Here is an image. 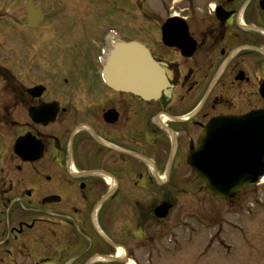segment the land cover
<instances>
[{"label": "flooded vegetation", "instance_id": "flooded-vegetation-1", "mask_svg": "<svg viewBox=\"0 0 264 264\" xmlns=\"http://www.w3.org/2000/svg\"><path fill=\"white\" fill-rule=\"evenodd\" d=\"M84 4L74 37L52 23L46 40V14L0 63V264H158L225 215L243 231L254 188L207 199L187 158L211 120L264 111V0H140L129 27L121 5ZM129 41L164 70L156 98L102 80Z\"/></svg>", "mask_w": 264, "mask_h": 264}, {"label": "water", "instance_id": "water-1", "mask_svg": "<svg viewBox=\"0 0 264 264\" xmlns=\"http://www.w3.org/2000/svg\"><path fill=\"white\" fill-rule=\"evenodd\" d=\"M25 11L28 27H36L43 19L42 10L35 8L31 0ZM103 78L111 87L146 100L159 96L168 85L162 68L148 50L134 42L113 48ZM187 162L208 194L236 201L242 190L264 176V111L210 121Z\"/></svg>", "mask_w": 264, "mask_h": 264}, {"label": "rangeland", "instance_id": "rangeland-1", "mask_svg": "<svg viewBox=\"0 0 264 264\" xmlns=\"http://www.w3.org/2000/svg\"><path fill=\"white\" fill-rule=\"evenodd\" d=\"M89 1L90 3H113L115 7L121 5L120 7L124 8V20L127 27H129L135 21L138 8L137 2L140 0ZM165 1L167 0H142V7L144 10H150L151 8L159 10L161 9V3ZM25 2L26 0H0V63L3 65L7 64L11 56L20 54V51L26 48L25 42L28 37L25 39V11L23 9ZM84 2L85 0H81L77 4L75 0H33L34 5H40L49 14V20L44 27L46 40L49 41L51 39L48 33L52 23L61 25L56 30V34H59L61 30L60 39L68 40L78 34L73 20L78 21L77 17L85 7ZM64 6L66 7L65 10H63ZM61 7L62 9H60ZM109 8V12L112 14L109 16L110 19L120 17L118 15L119 7L116 10ZM256 189L255 192L247 194V197H250L248 201H250L249 211H252V219L243 224V231L225 225L224 223L227 222V219L233 221V216L225 215L226 217L222 220L223 225L220 235L216 236L218 233L217 228L215 230L213 228L206 229L204 232L199 233L198 236L193 233L191 237L189 234L188 240L185 239L174 243L175 251L173 250V256L170 260L159 262L158 264H264V184L257 186ZM191 191L194 195L198 193L199 197L203 194L202 189L199 188H193ZM206 195L204 193L205 197H207ZM224 206V202L218 203V207L223 212L234 211V208L227 210ZM245 207L242 212H245ZM203 241L207 246L206 249H210L198 260V250H202L201 243ZM182 243H186V245L177 246V244ZM216 249H219L221 253H218ZM225 249L230 250L229 253ZM222 252L225 255L231 254L224 256ZM142 260L140 264H146Z\"/></svg>", "mask_w": 264, "mask_h": 264}, {"label": "bare ground", "instance_id": "bare-ground-1", "mask_svg": "<svg viewBox=\"0 0 264 264\" xmlns=\"http://www.w3.org/2000/svg\"><path fill=\"white\" fill-rule=\"evenodd\" d=\"M263 183H264V180H263ZM129 264H133V263H129Z\"/></svg>", "mask_w": 264, "mask_h": 264}]
</instances>
